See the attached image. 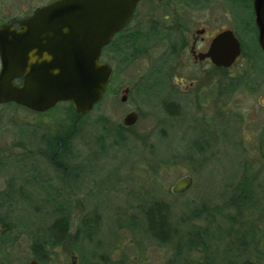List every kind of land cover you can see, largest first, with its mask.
<instances>
[{
	"label": "rangeland",
	"instance_id": "1",
	"mask_svg": "<svg viewBox=\"0 0 264 264\" xmlns=\"http://www.w3.org/2000/svg\"><path fill=\"white\" fill-rule=\"evenodd\" d=\"M55 1L0 0V11L15 17ZM135 17L122 35L139 32L142 41L125 50L119 37L105 51L114 78L88 115L69 103L46 113L0 105L4 263L264 264V54L251 3L150 0ZM203 27L234 32L243 50L231 68L193 69L191 37ZM191 70L203 79L176 114L173 78ZM131 111L138 119L128 127ZM185 176L192 187L173 195ZM158 205L168 243L149 229ZM59 219L69 220L77 248L46 241Z\"/></svg>",
	"mask_w": 264,
	"mask_h": 264
},
{
	"label": "water",
	"instance_id": "2",
	"mask_svg": "<svg viewBox=\"0 0 264 264\" xmlns=\"http://www.w3.org/2000/svg\"><path fill=\"white\" fill-rule=\"evenodd\" d=\"M142 1L57 0L20 21L21 30L0 28V105L46 113L69 103L79 116L91 113L112 77V69L100 60L102 52L130 23ZM253 6L258 44L264 53V0H253ZM241 52L234 33L225 31L204 57L229 69ZM137 118L131 112L123 123L133 126ZM262 143L264 152V137ZM192 184V177L185 176L176 182L172 194L182 195ZM0 264H4L1 258Z\"/></svg>",
	"mask_w": 264,
	"mask_h": 264
},
{
	"label": "flooded vegetation",
	"instance_id": "3",
	"mask_svg": "<svg viewBox=\"0 0 264 264\" xmlns=\"http://www.w3.org/2000/svg\"><path fill=\"white\" fill-rule=\"evenodd\" d=\"M149 1L150 0H144L141 3H139V5L142 4V3H144V2H149ZM159 1H161V0H159ZM247 1H249L251 3L253 18H254V26L256 27L253 0H247ZM139 5L137 6V8H136V10H135V12L133 14V18L130 21V23L122 31H120L113 38V40L111 41V43L103 50L100 60H102V57H103V54L105 53V51L110 46H112L114 44V41L117 38H119V37H121L120 38V41L122 43L121 44V47L123 46L122 48H124L125 50H127L126 48L128 46H130L131 44H133V42H137V44H138L139 42L142 41L141 40L142 39L141 38V34L139 32H138V34L137 33H135V34L129 33V34L122 35V33L125 32V31H127L131 27V25L133 24V22L135 21L136 12H137V9H138ZM45 6H47V5L40 6V7L36 8L34 11H31V12H28V13H26L27 11H24L25 13H23L22 15L15 16V17L9 16V14H7L6 12H1L0 11V28H10V29L12 28L14 30H21L20 21L32 17L39 8H42V7H45ZM225 31H231V30L226 29V30H223L221 32H214V33L213 32H210L208 30V28H206V27H203L201 29L196 30L195 34L192 35V37H191L192 38V42H191V44L189 46V51H188L189 60L191 62V65H192L193 69H196L197 70V69L201 68L205 63L210 64V65H212L215 68L223 69V68L217 67L212 62V60L210 58H207V57L205 58L204 55L209 52L213 40L219 34L225 32ZM257 32H258V30H257ZM120 35H122V36H120ZM158 35L159 34H156L155 35V38H154V36H150V38L152 39V41H154L153 43L156 42ZM151 39H149V40H151ZM258 47L261 50L259 44H258ZM122 48L120 49V54H122L123 56H126L127 54L124 55L123 52H121L122 51ZM242 50H243V48H242V44H241V51ZM173 52L175 53V51H173ZM183 52L186 53V50H184ZM241 54H242V52H241ZM238 59L236 60V62L238 61ZM102 63H104V62H102ZM105 64H107V63H105ZM107 65L112 69V77H111V80H110L109 84L107 85V88H106V92L104 94V97L107 94V91L109 89V86L111 85V83L113 81V78H114V69H113V66L112 65H109V64H107ZM2 68H3V66H2V60H1V57H0V75H1V72H2ZM198 74H201V73L199 71H196L195 76H197ZM185 75L186 76L181 75L180 74V71H179L178 75L173 78L174 85H175V87H174L175 90H174V92L172 94L173 95V98H174L172 100L173 101L172 102V105H173V111H175L176 114H178L177 112H180V111H182V110L185 109L182 106V104H181V100H180L181 95H185V94L190 93L192 90H194L196 88L197 85H199L200 81L203 79V76L202 77H200V76L199 77H195L192 70H191L190 73H187ZM16 83L17 84H20L21 83V80H17ZM123 91H124L125 96H128L130 94V92H131V89H130V87H126ZM104 97H103V99H104ZM182 100H184V99H182ZM131 112H134V111H131ZM171 115L174 116V114H171Z\"/></svg>",
	"mask_w": 264,
	"mask_h": 264
},
{
	"label": "trees",
	"instance_id": "4",
	"mask_svg": "<svg viewBox=\"0 0 264 264\" xmlns=\"http://www.w3.org/2000/svg\"><path fill=\"white\" fill-rule=\"evenodd\" d=\"M62 148V144H60V147ZM58 148V149H59ZM56 169H60V165L55 164ZM59 167V168H58ZM7 201L6 197L1 196L0 200V208L4 207L5 202ZM164 207L161 205L155 206V215H150L149 216V221H150V231L153 233L154 237L159 239L162 243H168L170 241V236H167V230H168V223H167V218L162 217V212H163ZM8 215H12L11 212L6 213L5 217H8ZM88 229L91 230L92 222H84L83 223ZM69 231V220L67 219H59L55 222V224L51 227L50 231L47 233V240L48 243H51L53 246L54 245H60L67 241L68 239L70 242V245L72 248H77V245L82 244V241L77 239L76 237L70 236ZM48 245V244H46ZM35 255L41 259H45V254H44V244L41 242H37L35 245ZM6 264V263H4Z\"/></svg>",
	"mask_w": 264,
	"mask_h": 264
}]
</instances>
